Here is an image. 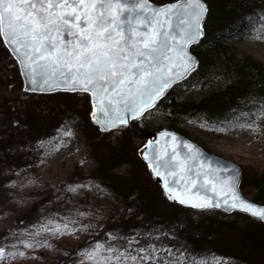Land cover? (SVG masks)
Masks as SVG:
<instances>
[{"label": "rangeland", "instance_id": "obj_1", "mask_svg": "<svg viewBox=\"0 0 264 264\" xmlns=\"http://www.w3.org/2000/svg\"><path fill=\"white\" fill-rule=\"evenodd\" d=\"M261 2L257 12L264 17V0ZM0 39L3 42L2 37ZM228 45L229 52L216 58L218 65H226L225 72L213 70L205 75L199 71L190 77L187 84L173 88L180 100H198L212 90L234 82L236 77L229 68V54L250 55L264 66V20L238 33ZM0 58H3L0 59V138L4 137L1 133L5 132L6 126L25 127L18 121L20 113L28 116L31 125L20 132L9 133L5 140L0 141V171L5 181L0 189V248L5 249L6 256L17 253L15 258L7 256L0 264H52L54 257L67 255L60 248L67 249L71 244L86 241L88 245L82 249L81 261L82 264H91L87 252L95 244H112L115 235L110 231L98 238L93 236L105 227L103 225L107 226L118 217V212L113 213V210L117 203L116 195L121 189L143 188L148 199L157 206L155 216L158 227L162 228V220L170 219V215L179 210L176 209L179 205L165 198L147 164L145 167L139 159V149L146 142L145 129L155 131L171 127L176 121L175 125L183 133L207 150L237 162L242 168L241 181L247 179L249 182L258 173H264L262 100L254 98L248 101L247 105L251 101L254 104L221 123L210 122L205 113L196 111L177 115L170 106L158 104L142 119L128 126L116 127L110 130L109 136L102 138L96 135L95 127L88 122L92 109L89 94L74 91L56 95L54 93L57 92L25 91L18 64L22 81L19 87L16 86L19 80L13 64L8 57ZM5 113H9V120ZM5 123L7 125L3 126ZM249 124L252 127H248ZM86 130L91 141L84 134ZM17 140L22 142L18 144L19 156H16ZM95 141L98 142L96 153L105 158L115 150L125 148L123 164L117 170L120 182L116 188L108 187L97 175H92L98 163L92 146ZM244 185L242 191L252 198V186ZM33 212L37 213L36 218ZM190 215L191 221L200 224L203 230L201 237L196 232L193 236L191 231L184 232L185 236L194 238L191 239V249L206 250L213 243L219 246V252L205 260L196 258L194 263L183 252L174 251L173 245L167 241L159 243L158 239L152 238L150 247L170 249L174 254L169 257L164 251L157 252L168 264H175L174 257H179L184 264H235L233 255L238 257V253L243 254V261L239 264H264V222L237 211L195 210ZM165 232L168 233L167 230ZM158 235L155 233L154 237ZM140 237L138 231L131 236L133 248H144L137 245ZM145 242L149 244L147 237ZM162 243L163 247L160 246ZM29 244L32 247H25ZM19 252H23L24 257H20Z\"/></svg>", "mask_w": 264, "mask_h": 264}, {"label": "snow or ice", "instance_id": "obj_2", "mask_svg": "<svg viewBox=\"0 0 264 264\" xmlns=\"http://www.w3.org/2000/svg\"><path fill=\"white\" fill-rule=\"evenodd\" d=\"M207 11L202 0H180L160 9L148 0H0V37L24 65L33 91L63 84L67 91L90 94L98 109L93 118L102 115V130L107 131L150 114L173 81L193 70L196 61L187 49L204 37ZM161 135L170 140L163 146L149 141L142 155L148 159L147 151L152 152L148 166L164 181L168 199L207 209L220 207L208 193L222 195L225 204L231 201V207L240 206L264 222V207L236 192L235 175H218L232 169L213 168L195 145L169 132ZM128 245L121 250L97 243L87 259L91 264H168L157 252L174 256L170 249L133 248L131 240ZM7 256L0 248V261Z\"/></svg>", "mask_w": 264, "mask_h": 264}, {"label": "trees", "instance_id": "obj_3", "mask_svg": "<svg viewBox=\"0 0 264 264\" xmlns=\"http://www.w3.org/2000/svg\"><path fill=\"white\" fill-rule=\"evenodd\" d=\"M153 1L163 3L169 0ZM206 1L209 4V13L205 22V35L199 42L192 46L193 52L199 57V65L191 76L196 75L199 71L200 73L203 71L205 75L209 74L213 70L224 73L226 65L220 63L218 65L216 58L229 52L230 46L228 45V42L230 40H235L238 33H241L246 29L249 30L254 24L262 20V14L257 12V6L262 4V0ZM0 57H8V60L11 61L15 68V76H17V79L19 80V82L16 83V86H21L22 81L18 72L17 63L1 39ZM227 59H229V62L231 63L229 68L233 70L234 76L236 77L234 82L230 83L226 87L220 88L219 90H212L201 99L193 101L189 99L180 100L177 92H175L172 88L161 99L159 105L163 104L164 106H170L172 111L177 115L187 114L194 111L205 113L208 121L213 123H221L225 122L226 120H230L233 115H235V113H241L244 109L250 108L248 106L254 104V101H251V104L249 103L250 105H247L248 101L254 98L264 101V66L262 62L250 55L233 56V54H229ZM217 66L220 67L218 68ZM200 76L202 75L200 74ZM190 77L183 80L181 83H179V85L176 86L187 84L190 80ZM59 93L62 92L58 91L54 94L57 95ZM251 94L252 96L256 95L257 97H252ZM246 95H249L248 99L246 98ZM8 114L9 113H5V116ZM20 115L21 117H18L19 123L21 122L20 125H25V127L31 126L28 116H26L24 113H20ZM6 119L9 120L8 116ZM88 122L90 123V126L95 127L97 136L106 138L110 135L108 134L111 133L110 131H100L99 128L93 124L89 118ZM175 122L176 121L172 122L171 127L182 131L175 125ZM6 125L7 124L5 123L3 126ZM25 127L13 128L12 126H6L5 132L1 133V135L4 137H1L0 141L5 140L9 133L20 132L21 130H24ZM84 134L86 135L87 139L91 141L92 138L90 135H88L87 130L84 132ZM21 143L22 142L19 140L15 142V145L18 148V153L16 156H19L18 144ZM92 146L94 153L97 154L96 150L98 142H93ZM124 149L125 148L123 146V148L108 154L106 158L97 154L96 160L98 163L97 167L95 168V174L92 175H97V177H99L102 182L107 184L110 188H116L119 185L120 180L117 170L123 164L122 160L124 157H122V155L125 153L122 154V152ZM139 159H141L142 164L146 167V162L140 157ZM245 183L252 186V198L258 202L264 203V173H258V175H255L253 178H251L249 182L247 179H244V181L242 180L240 182V187H242ZM157 184L159 183L157 182ZM4 185L5 181L2 177V171H0V189H2ZM159 187H161L160 184ZM116 196L117 203L114 205L115 208L113 213L118 212V217L115 220L110 221L107 226L106 224L103 225L105 227L103 229L100 228L97 233L94 234V238H98L104 232L110 231L115 235L112 238V245L123 248L129 247L128 241L131 240V236L138 231L141 233V237L137 242V245H141L140 247L149 248L150 244L153 242L152 238H156V240L158 239L159 243L160 241H167L170 243V245H173L174 251L183 252L188 257V260L194 263L196 258L205 260L207 256L219 252L217 250L219 246L213 243L212 245L209 244L210 247L206 250L202 248L198 249L197 251L191 249L193 242L191 239L194 238L185 236L184 232L191 231V236H193L196 232L198 233L199 237H201V232L203 233V230L200 228V224L193 223L190 219V213L194 212L195 210L187 209L179 205V207L176 208L179 210H176L175 213L171 214L170 219L162 220L163 227L161 228L158 227L157 218L155 216L157 206L150 199H148L143 188L134 187L133 190L121 189L120 194ZM46 198L47 197H45L43 200H46ZM219 211L220 210H218V212ZM237 213L243 214L241 212ZM33 216L36 218L37 213L33 212ZM171 228L173 230H171ZM164 230H167L168 233H163ZM155 233H159V235L154 237ZM146 237L149 239V244L145 242ZM213 242H215V240H213ZM87 245L88 244L86 241L82 243L71 244L67 249L60 248L62 251L67 253V255L54 257L52 264H82V249ZM133 246L134 243H132V247ZM160 246L163 247L164 243L160 244ZM235 249L236 248H234V250ZM230 250H233V248ZM237 255L239 256L236 257V255H233L235 264H239L243 261V254L238 253ZM237 258L241 261L239 262Z\"/></svg>", "mask_w": 264, "mask_h": 264}, {"label": "water", "instance_id": "obj_4", "mask_svg": "<svg viewBox=\"0 0 264 264\" xmlns=\"http://www.w3.org/2000/svg\"><path fill=\"white\" fill-rule=\"evenodd\" d=\"M148 3L152 7L157 8V9H160V8H166L170 4L180 3V0H170V1L163 2V3H156L153 0H148ZM202 3H204L205 6L208 9L207 13L205 14V16H204V18L202 20V26H203V29H204V32H205V22H206V18H207L208 12H209V4H208V2L206 0H202ZM161 19H163V17H161ZM174 19L175 18H173V20ZM200 39H198L197 42H199ZM197 42H195V43H197ZM195 43L189 45L188 46V49H187L189 55H191L192 57H194V59L196 61L193 70H191L186 76L181 77L179 80H174L173 83L169 86V88L165 91V94H166V92L173 85H175L176 83H178V82L184 80L185 78H187L196 69V67L198 66L199 59H198L197 55L191 49L192 45H194ZM5 45L9 49L10 53L13 55V57L16 59V61L18 63L19 70H20V74H21L22 79H23V89L25 91H29V92H40V93H47V92H54V91H67L66 88H65V86L63 84H59V85L52 86L49 91H43V92L42 91H33V86L29 84L28 78L24 75V72H25L24 65L22 63H20V61H19V59L17 57V54L12 51V48L10 46H8L7 44H5ZM160 99H158V101ZM94 102H96V101L91 96V103H92L91 121L94 124H97L99 126V128L102 130V124H103V121H104V118L102 117V115L100 116V119L99 120H94V118H93V112L98 110L97 108H93ZM132 122L133 121H130L128 124H131ZM117 126H120V125L118 124ZM108 127H109V130L112 129L111 126H108ZM103 131H105V130H103ZM163 132H169V133H171L173 136L177 137L179 141H185V142H187V143H189L191 145H195V147L198 148L199 151L204 154V158L206 159V161H211V165H212L213 168L219 167V168H230V169H232L233 170L232 173L222 172V173H218V175H220L222 177H228L230 175H235L236 181H237L236 192L241 196V198L243 200L249 202V203L254 204L257 208L264 207V203L263 202H258L256 200H254L253 198H250V197L246 196L242 192V190L240 189L239 183H240V180H241L242 168H241V166L237 162H235L234 160H232L230 158H227L225 156H222L220 154L210 152L203 145H201L199 142H197L196 140L192 139L188 135H186V134H184V133H182V132H180V131H178L176 129L169 128V127H166V128L160 129V130H155V131H151V130L145 129L143 134L145 136H148L149 137L147 139V141H146V144L149 141L159 140L160 146H163L165 144V141L166 140H170V137H164V136L161 135V133H163ZM145 145L139 149V154L142 157V159L145 160V162L147 163V165H149V161L152 158V152L151 151H147L148 159H145V156L142 155V152L145 151ZM153 147H156V145L154 144ZM148 168H149V166H148ZM149 170L152 173L154 179L157 180V181H159L161 183L162 188H163L164 195L167 198V196L165 194V190H164V181L161 180L159 177H157L151 171L150 168H149ZM178 191H179V189H178ZM208 195L212 196V198H213L214 201L220 203V207H213L215 209H220V210L225 211V212H229V211L235 210V211L243 212V213H246V214L250 215L248 212L242 211L241 208H240V206H237L235 208L231 207L230 206L231 205V201L229 202V204H225L223 202L222 195H213L212 193H208ZM167 200H169L170 202H173V203L180 204L177 200H170L168 198H167ZM180 205H182L184 207H187V208H192V209H201V208H194V207H192L191 206V202L185 203V204H180ZM213 208H207V209H213Z\"/></svg>", "mask_w": 264, "mask_h": 264}]
</instances>
